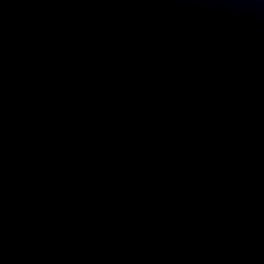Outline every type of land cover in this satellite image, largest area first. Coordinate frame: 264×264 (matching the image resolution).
I'll list each match as a JSON object with an SVG mask.
<instances>
[{
    "label": "water",
    "instance_id": "1",
    "mask_svg": "<svg viewBox=\"0 0 264 264\" xmlns=\"http://www.w3.org/2000/svg\"><path fill=\"white\" fill-rule=\"evenodd\" d=\"M0 264H264V0H0Z\"/></svg>",
    "mask_w": 264,
    "mask_h": 264
}]
</instances>
